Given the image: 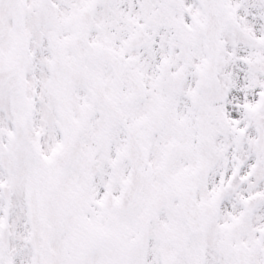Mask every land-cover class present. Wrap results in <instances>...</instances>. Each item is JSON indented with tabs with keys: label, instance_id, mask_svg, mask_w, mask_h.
I'll use <instances>...</instances> for the list:
<instances>
[{
	"label": "snow or ice",
	"instance_id": "1",
	"mask_svg": "<svg viewBox=\"0 0 264 264\" xmlns=\"http://www.w3.org/2000/svg\"><path fill=\"white\" fill-rule=\"evenodd\" d=\"M0 264H264V0H0Z\"/></svg>",
	"mask_w": 264,
	"mask_h": 264
}]
</instances>
